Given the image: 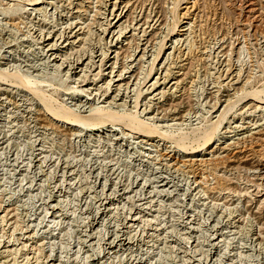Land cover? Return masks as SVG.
I'll return each instance as SVG.
<instances>
[{"label": "bare ground", "instance_id": "6f19581e", "mask_svg": "<svg viewBox=\"0 0 264 264\" xmlns=\"http://www.w3.org/2000/svg\"><path fill=\"white\" fill-rule=\"evenodd\" d=\"M158 1L26 0L27 18L0 20V39L13 37L28 47L22 50L23 57H15L10 48L14 43L2 45L4 49L0 52L5 66L0 67V73L5 77L18 73V63L11 64L13 58L29 73L66 69L65 74L73 81L82 82L79 91L86 97L72 98L73 106L69 108L76 111V116L87 117L122 100L127 106L133 104L135 117H143L137 129H126L113 122L110 128H95L100 132L89 133L100 142L120 149L126 147L123 149L132 152L129 161H139L142 169L129 179L123 178L118 162H113L114 159L105 153H90L87 164L82 165L84 168L79 160L72 161L68 156L51 157L53 154H47L42 143L41 131L35 134L30 157L20 159L9 148L8 135L0 131V155L6 154L9 164L22 172L21 190L37 189L52 172V178L56 179L47 197L35 203L32 210L12 213L15 210L12 204L6 200L3 205L0 200V223L6 233L1 256L8 257L7 261L15 255L13 253L24 251L23 264L29 263L37 251L46 249V243L55 242L56 230L64 225L77 234L72 248L77 247L75 252L80 259L75 264H236V258L248 251L250 242L242 237L238 225L243 214L234 206L228 207L227 196L221 195L229 194L233 187L218 182L221 174L235 171L248 159L254 162L249 168L252 177L264 178V97L258 89H247L248 72L229 55L230 50L235 51L244 42V29L237 24L229 33L220 31L210 41V34L202 31L204 0H183L187 2L181 7L184 11L178 9L182 6L181 0H175L176 15L170 27ZM256 1L244 0L240 6L248 17L260 21L261 7ZM43 16L52 18V23L44 24ZM90 19H94V27L103 36L110 34L104 39L110 47L96 46L87 56L72 57L70 52L79 50L86 42ZM33 39L39 42L38 51L33 48ZM128 48L133 52L124 54ZM213 58L216 66L211 61ZM148 64V72L142 76L143 67ZM202 69H210V73L220 71L222 75L216 91L220 94V89L226 91V98L218 97L212 111L218 109V104H224L218 113H211V124L219 133L211 137L212 142L211 138L207 141L208 145L183 150L168 138V132L174 127L191 124L189 115L184 118L179 115L177 104L198 81ZM16 77H21L14 82L22 86L24 92L37 96L40 82L27 74ZM100 80H103L101 84ZM10 81L0 80L1 88L6 90L16 85ZM104 88L106 91L101 98L89 96L100 94ZM13 104L17 108L20 105ZM43 114L46 122L43 127L70 125L67 127L76 138L84 135L80 131L79 118L65 117L48 107H44ZM227 114L230 116L223 117ZM127 137H134L136 141L130 142ZM2 172L0 170L1 190L4 186ZM215 193L220 194L214 197ZM174 204L179 205L177 210L171 208ZM201 206L203 208L197 210ZM21 208L26 209L25 205ZM204 210L209 213L200 220L203 218L200 212ZM21 217L24 218L22 231L18 236L13 235L20 226ZM200 230V235L206 234L204 245H209L206 253L202 247L198 248L197 232ZM40 235L42 241L38 243L36 238ZM162 243L176 255L166 250L156 259ZM52 251L44 264H61L58 250Z\"/></svg>", "mask_w": 264, "mask_h": 264}, {"label": "rangeland", "instance_id": "374dc122", "mask_svg": "<svg viewBox=\"0 0 264 264\" xmlns=\"http://www.w3.org/2000/svg\"><path fill=\"white\" fill-rule=\"evenodd\" d=\"M151 1L146 0V2H151ZM182 1L183 0H181L180 2L182 6L180 5L179 6L180 8L178 9L181 11H184V9H181V7L185 6L187 2L186 1L182 2ZM242 1L244 2V0H225V1L224 0H204L202 31L207 34H210V37H211L210 41H212L216 35H219L220 31H221L220 33H222V31H225V32L227 31L229 33L235 25L237 24L239 26L241 25L240 28L244 29L243 33L245 34V39L243 42L244 44L243 43L240 44L237 48H235V51L230 50L229 55H232L233 57L232 59L234 63L238 64V66L240 67H243L244 72L245 70L246 72H248L250 84L248 83L247 89L249 90L258 89L262 92L261 95L264 97V34H263L264 33V0L256 1L259 4V8L261 7V9H259L261 17H262L260 21H256L252 17H248L246 12L245 13L243 12L242 7L240 6V3ZM174 2L176 1L175 0L174 1L173 0L171 1L170 0H159L158 1V6L165 13V17L167 19V23L169 24V27L172 26V18L174 17V15H176L174 13L176 12ZM24 5H26V0H0V16H1L0 20L2 18L3 19L5 18L21 19L20 17L27 18L28 12L24 8ZM93 18L97 19L96 16H93ZM41 19H42V22H45L44 24H46L47 26L49 23H52L53 21L52 18H49L46 16L41 17ZM94 19H90L91 23L88 24L89 33L87 34V38H86V42L84 43V46L81 47L77 51L70 52V55L72 57L75 56V58H77L83 55L87 56L96 46L110 47V44L106 43L104 40L105 36L109 38L110 34L108 35L105 34L103 36V33L94 27L95 25V23H93ZM212 33L214 34V36ZM37 42L38 41L34 39L31 41V43L35 44V45L33 44L32 45H33V48L36 49V51H38L36 46H39V42L38 43ZM11 43H14L10 46V48H12V51H13L12 52L13 56L23 57V54L25 53L22 50L28 49V47L23 45L22 42L18 41L17 39H14L13 37L5 38L4 40L0 39V51L4 49L2 48L3 44L8 46ZM245 45L246 46L249 45V46L246 47ZM7 48L9 49V47ZM132 52H133L132 49L128 48L125 50L124 54H129ZM214 60L215 59L213 58L211 61L213 62V65L216 66L217 62ZM2 61H4V59L2 56V52H0V67L5 66L4 64H2ZM17 63L19 65L20 61L18 59L13 58L11 64L16 65ZM18 65H16V67H18L17 69L18 73L14 74V76H12L13 78L5 77L2 73H0V80L7 79L8 81L11 80L10 82L13 83L14 80L16 81L18 79H21V77L17 78L16 75L19 74L20 76H22L23 74H27L29 77H31L32 80L40 82L41 86H38L36 88L37 96H38L37 97L36 95L34 96L32 94H28L24 92L23 89L21 88L22 86H19V84L18 83L16 84L15 82L14 83L16 85L9 86L8 88H6V90L2 89L1 87L3 86L0 85V113H1L0 114V117H1L0 118V131H2V134L5 133L8 135L7 142H9V148H12L16 156L20 157V159H27L28 157H30L32 145L36 138L35 134L41 131V135L43 138L42 143L45 145L47 149V154H49L50 156L53 154L51 157L54 156L55 158L56 156L59 157V155L60 157L68 156V158L72 161L79 160L78 162L82 163L81 167L84 168L83 166L87 164V159L90 157V153L91 154H93V152H96L98 154L105 153V154L110 155L111 158L114 159L113 162H118L119 170L122 174H124L123 178L129 179L139 174L140 169H142L140 165L138 164L139 161L137 162L134 161V163H131L129 161L130 153L132 152L128 153L126 150H124L126 147H123L124 149L123 148L120 149L118 147L116 148L114 146H110L107 143L100 142L96 138H93L92 136L91 137L89 136V133L92 134L93 132H100L99 130L95 128L103 129V127L105 126L107 128H110L109 125H111L113 122L116 123L117 126H122L124 128L130 127L133 129H137L138 126L141 124L140 119H142L143 117L140 115L135 117V108L133 107V104H129L127 106L126 104L121 103L122 100H118L119 104L108 105L103 108H100L94 111L93 113H91L87 117H78L76 116V111L71 110L69 106L70 105L73 106L71 102L73 97L83 96V98H86L84 97L85 94L79 91L80 85L82 84V82L76 83L75 81H73L71 76L65 74L66 72L64 71L66 69L63 71L59 70L56 72H52V70H49L48 72L36 74L35 72L29 73L22 66L20 65L18 66ZM149 67H150V64L143 67L142 76L146 75ZM97 70L98 68L94 72H96ZM211 71L215 72L214 69H211ZM156 75L157 73H155V76ZM74 76H78V75H74ZM101 79H103V77H101ZM221 81H222V75L220 71L215 72V73H210V69H206L205 71L202 69V71L200 72L198 81H197L198 83L195 82L194 86L192 85V87L190 88V91H188V93H186L183 96V98L180 100V102L177 104V109H179V112H180L179 115H181L183 118L186 115H189V117L192 120L191 124L185 125L181 128L174 127L168 132V135L170 136V137L168 136V138L176 141L177 145L181 149L188 150L194 147H201L205 143H207V141L211 137L218 136V133H219L218 128L214 129L213 125L211 124V116H212L211 113H213L214 115L218 113L220 109L222 108V105L224 104V103L222 105L218 104V109L215 111L214 110L212 111V109L216 105V100L218 99V97H220L221 99L226 98V91H224L223 89H220L221 94L220 92L218 93L216 91L217 88L218 89L220 88L216 85L219 84ZM102 82L103 80H100V82L98 83L101 84ZM105 89L106 88H104L100 94H97V95L91 94L89 96L93 97V99L101 98L104 91H106ZM85 93L89 94L90 92H85ZM110 93L112 95L114 94L112 92ZM244 93H245V87H244ZM31 95L34 97H32ZM131 101H132L131 103H133V100ZM14 102L18 104L20 103L18 108L13 104ZM231 103H234V102H231ZM43 106L48 107L49 109L58 112V114H63V116L65 117H69L73 119L79 118L80 119L79 123L82 124L80 127V131L83 132L84 135L81 138H76L73 134H71V131L67 127L70 125H67V126L61 125L60 128L43 127V125H45L44 123H46L43 120V117H44V114H43L44 107ZM231 113H232V110L230 114ZM12 114H14L16 117L10 116ZM230 114H227L223 117L227 118L226 116H230ZM66 124H70V123L66 122ZM127 140H129L130 142L136 141L134 137H127ZM213 140L214 139H212L211 142ZM87 142L89 144H87ZM208 144L209 142L207 143V145ZM139 148L140 147H137V149ZM131 151H134V149H132ZM82 154H85V155H82ZM111 158H108L107 160H110ZM262 159H264V156ZM262 161L264 162V160ZM0 164H1L0 165L1 172L2 170H4L2 172L3 177H4L3 178L4 186L2 187V190L0 189V192H1L0 200L1 202H3L2 203L3 205L6 200L9 201V202L6 201V203L12 204V208H15V210H12V213H16L17 211L18 213L22 211L26 212L28 210L34 209L36 204H39V202H41L43 199L47 197V195L49 194V191L52 189V186L55 184L54 182H52L56 180L55 178H52L54 175L52 172L48 174L49 178L45 180L46 183L42 182L41 186L38 187L37 189L31 190V191L21 190L20 189L21 186H19V183H20L19 178L23 177V175L21 174L22 172H19L16 166H12L9 164V159L6 156V154L0 155ZM252 165H254L253 159L244 160L240 168L236 169L233 172H226V173L221 174L222 179L218 181L222 186L230 185L231 187H233L232 192H230L229 194L222 193L221 195L222 197L227 196L226 202L228 204L227 205L228 207L234 206L242 212L243 214L242 220L239 221L238 225L240 226L239 228L242 229V230L240 229L242 237L245 238V240L248 239L250 242L248 251H245L242 254V256H239L236 258L237 260L236 264H239V263L240 264H264V191H263L264 190V178L261 179V178L252 177L251 172L249 171L250 170L249 168ZM210 177H211V183L212 184L215 183V179L213 175ZM255 183L259 185L261 184L260 185L261 187L255 185ZM27 185L28 184H26V186ZM219 194L215 193L216 196L214 197H218ZM24 205L26 209L21 208ZM169 206L170 205H167V207ZM178 207L179 205L174 204L172 205L171 208H173L174 210H177ZM202 208H203L202 206L197 207V210L200 211V209ZM208 213L209 211L207 210L200 212L201 214L200 217H203V218H200V220L202 219L204 220L205 217L208 215ZM20 219H21L19 221L20 226L19 228H16L13 235L18 236L20 235L22 231L21 227H23L22 224H23L24 218L21 217ZM9 231L11 232V230ZM59 231L60 233H58ZM201 231L202 230L197 232V236H198L197 244L199 243L200 245L198 246V248L201 249L202 247V251L206 253L207 249L209 248V245L207 244L204 245V239H206V234L205 233L202 234L203 236L200 235ZM259 232H261L260 236H258ZM56 233H57V237L53 239L55 240V242L46 243L44 246L46 247V249L44 251H37L38 253L34 255V259L30 260V262L26 264H44L47 256L50 255L53 252L52 250L54 249H57L58 255H61V258H62L61 264L77 263V261L80 259V256H77L75 252L77 247L72 248L73 242H76V237H77L76 232L71 230L69 226L64 225L58 228L56 230ZM175 234L177 235L179 233H175ZM5 236H6V233L3 230L1 223H0V264H20V263L23 264L25 262L24 256H26L24 251H19L18 254L13 253L15 255H12L9 261H7L8 257L1 256V251L3 250L2 245L4 243V242L2 243V239L5 238ZM36 239L38 243H40L42 241V235H40ZM48 246L49 248L47 249ZM165 251L171 254L174 253L173 255H176V252L170 251V249L166 247L164 243H162L160 244V247L157 249L155 258L159 259L161 257L160 255L162 254V252H165Z\"/></svg>", "mask_w": 264, "mask_h": 264}]
</instances>
